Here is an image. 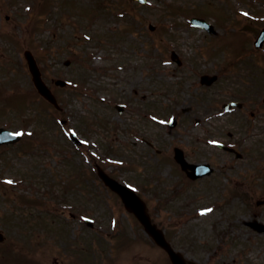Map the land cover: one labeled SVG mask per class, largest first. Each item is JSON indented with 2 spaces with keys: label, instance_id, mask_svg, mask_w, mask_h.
Segmentation results:
<instances>
[{
  "label": "rangeland",
  "instance_id": "374dc122",
  "mask_svg": "<svg viewBox=\"0 0 264 264\" xmlns=\"http://www.w3.org/2000/svg\"><path fill=\"white\" fill-rule=\"evenodd\" d=\"M39 4L50 7V12L39 13L40 20L33 27L30 11L25 10L29 0H0V90L7 93L0 97L1 124L25 137L39 134L19 146L0 149L3 240L16 237L21 246L26 238L33 239L36 257L43 264H52L54 258L59 260L57 264L157 262L159 253L150 241H132L142 236V231L121 200L98 179L89 177L94 161L111 162L118 178L146 199L152 220L166 230L172 245L186 257L201 264H264V236L244 224L251 219L264 222V205L255 204L264 198V170L260 169L264 166V118L255 124L257 135L248 141L254 156L251 161L257 157L258 164L231 157L234 165L227 164V156L215 150L211 140L212 134L227 137V129L234 130L235 137L246 131L248 123L236 113H223L218 101L236 98L237 93L254 95L246 84L245 68L243 73L241 64L231 67L229 61L240 43V34L235 32L238 22L248 8L253 12L261 8L264 13V0H148L145 4L132 0H39ZM11 5L16 7L9 9ZM64 7L70 19L59 10ZM89 8L99 9L95 17L89 15ZM221 11L225 24L234 25L222 28V33L215 28L217 35L221 33L218 38L206 37L202 28L187 23L192 13H204L216 24L213 18L217 20L215 14ZM78 21L83 26L77 28ZM259 27L252 23V29L245 30L242 37L249 36L251 41ZM220 43L228 44L217 51L214 48ZM26 49L35 55L48 85L59 77L78 78L84 81L85 94L51 85L62 109L39 97L37 101L24 59ZM171 51L179 54L181 65L169 58ZM253 65L255 89L262 93L264 60L255 57ZM133 68L135 73L124 77V72ZM208 70L221 73L220 83L211 88L198 79L200 72ZM113 99L142 104L159 113L155 120L162 123L151 122L149 114L144 119L134 110L116 114ZM170 116L180 120L173 128L166 126ZM61 118H68V127L85 138L83 149L72 146L65 127L59 124ZM129 129L146 137L152 134L154 148L136 142L138 136L129 135ZM175 146L182 147L192 160L214 163L217 172L190 181L173 160ZM156 148H161V153ZM79 171L81 175L86 172L84 181ZM8 180L13 183H6ZM235 181L239 187L241 182L253 186L238 190L251 194L250 199L245 200L242 194L235 198L232 193L236 190H230ZM214 200L220 208L211 203ZM204 207L212 211L200 214L198 209ZM87 216L95 223L93 228L82 222ZM60 231L65 237L58 235ZM122 236L125 242L120 241ZM71 246L74 251L79 246L78 253L92 259L76 258Z\"/></svg>",
  "mask_w": 264,
  "mask_h": 264
},
{
  "label": "water",
  "instance_id": "95a60500",
  "mask_svg": "<svg viewBox=\"0 0 264 264\" xmlns=\"http://www.w3.org/2000/svg\"><path fill=\"white\" fill-rule=\"evenodd\" d=\"M44 92V90H42ZM104 179L106 180V182H108L114 189H116L117 191H119L120 193H122V196L125 198L126 195H129V192L124 191L123 189H121L118 185L115 186V184L112 182L111 179H109L108 177H104ZM129 200H131V204L132 206H134L133 204H136V209L138 210V216L139 218L144 222L147 231H149L151 234H153L155 237H157L158 241L163 245L164 241L160 240L158 238V231L154 229L153 225H150V220L148 219L146 213H145V209L143 208V205L139 202V199H137V197L132 194L131 198H129ZM171 257L173 259V261L176 264H183V262L180 260V256L177 254H173L171 253Z\"/></svg>",
  "mask_w": 264,
  "mask_h": 264
},
{
  "label": "snow or ice",
  "instance_id": "6c2138e0",
  "mask_svg": "<svg viewBox=\"0 0 264 264\" xmlns=\"http://www.w3.org/2000/svg\"><path fill=\"white\" fill-rule=\"evenodd\" d=\"M245 15H246V14H245ZM15 135L19 136V135H21V133H16ZM6 183L11 184V183H13V181L8 180V181H6ZM206 211H207V212H211L212 209H207ZM201 214H204V213H201Z\"/></svg>",
  "mask_w": 264,
  "mask_h": 264
}]
</instances>
